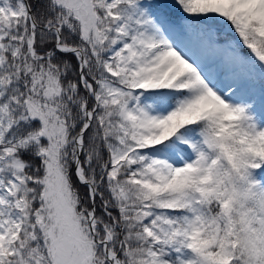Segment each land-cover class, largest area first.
Returning a JSON list of instances; mask_svg holds the SVG:
<instances>
[{
	"label": "snow or ice",
	"instance_id": "1",
	"mask_svg": "<svg viewBox=\"0 0 264 264\" xmlns=\"http://www.w3.org/2000/svg\"><path fill=\"white\" fill-rule=\"evenodd\" d=\"M0 264H264V0H0Z\"/></svg>",
	"mask_w": 264,
	"mask_h": 264
}]
</instances>
